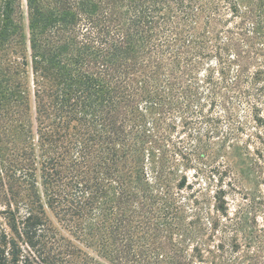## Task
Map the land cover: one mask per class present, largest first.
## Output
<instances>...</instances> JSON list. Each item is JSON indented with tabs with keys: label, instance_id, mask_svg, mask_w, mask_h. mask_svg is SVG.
Here are the masks:
<instances>
[{
	"label": "trees",
	"instance_id": "obj_1",
	"mask_svg": "<svg viewBox=\"0 0 264 264\" xmlns=\"http://www.w3.org/2000/svg\"><path fill=\"white\" fill-rule=\"evenodd\" d=\"M251 123L264 0H0V264H264Z\"/></svg>",
	"mask_w": 264,
	"mask_h": 264
},
{
	"label": "rangeland",
	"instance_id": "obj_2",
	"mask_svg": "<svg viewBox=\"0 0 264 264\" xmlns=\"http://www.w3.org/2000/svg\"><path fill=\"white\" fill-rule=\"evenodd\" d=\"M259 48H262L263 50V44L259 45ZM261 50V51H262ZM257 61H263V57L258 56ZM256 65V64H255ZM256 67V66H255ZM251 71H254V68H251ZM241 106L238 108L240 116L243 115ZM259 112H261V116L263 117V106H259ZM226 125L225 121L222 120L221 126L224 127ZM255 125L251 123V126L248 130H246L242 135L239 142V145L241 148L244 149V145H247V150H242L244 154H239V152H235L232 157H227V161L230 163V165L233 167V172H235L238 176L237 181L239 184L237 185L238 192L240 194L233 196L228 195V202H229V208L231 211L234 209H237L239 206L242 205V202H245L244 195L247 197V199L252 202L255 207H259L258 212V221L260 224L263 220V127L262 128H256ZM251 133H257L259 138H252L250 143H248L247 139ZM254 136V135H253ZM250 164H254V167L250 166ZM218 168L220 170V167L217 166L215 163L208 162L205 166L200 165L197 166L198 170V177L196 180H198V183L201 188H206L208 185L207 178V169L208 168ZM247 168H251L250 171H247ZM221 171V170H220ZM244 172L242 178H241V172ZM206 172V173H205ZM193 172L192 170L187 173L189 179H193ZM217 177V176H216ZM209 190L214 191L215 187L212 185L210 186ZM243 197V198H242ZM0 210H2V206L0 205Z\"/></svg>",
	"mask_w": 264,
	"mask_h": 264
}]
</instances>
